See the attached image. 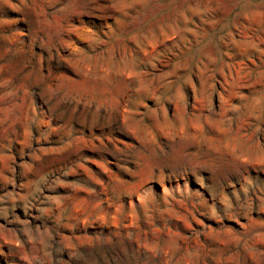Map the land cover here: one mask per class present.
<instances>
[{"label": "rangeland", "instance_id": "1", "mask_svg": "<svg viewBox=\"0 0 264 264\" xmlns=\"http://www.w3.org/2000/svg\"><path fill=\"white\" fill-rule=\"evenodd\" d=\"M0 264H264V0H0Z\"/></svg>", "mask_w": 264, "mask_h": 264}]
</instances>
